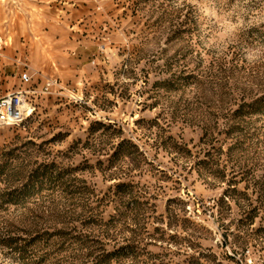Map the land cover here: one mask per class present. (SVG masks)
Segmentation results:
<instances>
[{"label":"rangeland","instance_id":"obj_1","mask_svg":"<svg viewBox=\"0 0 264 264\" xmlns=\"http://www.w3.org/2000/svg\"><path fill=\"white\" fill-rule=\"evenodd\" d=\"M16 90L0 264H264V0H0Z\"/></svg>","mask_w":264,"mask_h":264},{"label":"built area","instance_id":"obj_2","mask_svg":"<svg viewBox=\"0 0 264 264\" xmlns=\"http://www.w3.org/2000/svg\"><path fill=\"white\" fill-rule=\"evenodd\" d=\"M22 79L24 82H30L32 76L30 73L25 72L22 74ZM28 93L25 90H16L0 97V127L14 126L25 119L30 108Z\"/></svg>","mask_w":264,"mask_h":264},{"label":"crops","instance_id":"obj_3","mask_svg":"<svg viewBox=\"0 0 264 264\" xmlns=\"http://www.w3.org/2000/svg\"><path fill=\"white\" fill-rule=\"evenodd\" d=\"M98 10H100L101 8H102V6L101 5H99V6H97L96 7Z\"/></svg>","mask_w":264,"mask_h":264},{"label":"bare ground","instance_id":"obj_4","mask_svg":"<svg viewBox=\"0 0 264 264\" xmlns=\"http://www.w3.org/2000/svg\"><path fill=\"white\" fill-rule=\"evenodd\" d=\"M30 108H31V106H30Z\"/></svg>","mask_w":264,"mask_h":264}]
</instances>
